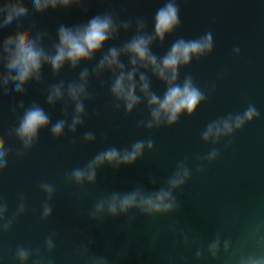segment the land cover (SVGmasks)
<instances>
[{
  "label": "water",
  "instance_id": "1",
  "mask_svg": "<svg viewBox=\"0 0 264 264\" xmlns=\"http://www.w3.org/2000/svg\"><path fill=\"white\" fill-rule=\"evenodd\" d=\"M170 0H77L68 7L37 12L27 0L21 16L0 26V264H247L264 261V0H175L179 25L161 42L154 36L157 11ZM110 17L115 28L101 49L75 66L65 62L53 72L42 62L37 76L19 93L5 82L8 51L4 41H32L48 56L55 54L61 28L75 31L95 17ZM24 26L20 27V22ZM210 35V52L193 57L177 70L176 84L190 79L203 96L194 113H182L169 125L151 123L152 109L142 93L163 97L168 85L150 66L136 63L124 49L137 36L151 39L150 53L161 60L178 40ZM110 49L121 67L100 69ZM121 70L134 71L138 103L131 112L112 94ZM82 73L86 79L81 81ZM83 83V111L72 129L76 102L70 85ZM59 87L61 98L48 103ZM38 107L48 117L30 147L16 135L26 111ZM252 107L257 115L239 129L207 142L210 125L234 120ZM63 121L62 134L51 129ZM151 124V126H149ZM91 140H86L87 136ZM142 142L131 164L104 163L95 180L76 183L75 170H86L99 154H123ZM149 142L151 148L148 147ZM214 153V156L210 154ZM187 178L171 190L167 213L131 208L115 216L107 211L112 196H145L169 190L177 172ZM46 188L50 189L46 191ZM104 203L103 211L97 205ZM47 207L50 212L44 215ZM215 248L213 252L212 249ZM23 250V262L18 253Z\"/></svg>",
  "mask_w": 264,
  "mask_h": 264
},
{
  "label": "clouds",
  "instance_id": "2",
  "mask_svg": "<svg viewBox=\"0 0 264 264\" xmlns=\"http://www.w3.org/2000/svg\"><path fill=\"white\" fill-rule=\"evenodd\" d=\"M30 7L37 12L49 7L56 8L68 7L77 2V0H27ZM7 13L3 20H0V26L11 22L15 17L21 16L24 8L20 3L6 5ZM0 8V11H3ZM179 25L178 9L175 0H170L162 8H160L154 21V36L161 42L164 37L171 33ZM20 27L24 26V22H20ZM115 32L114 25L110 17H95L89 23L78 28L75 31L61 28L58 33L59 44L56 47L55 54L48 56L42 49L36 46L32 41L27 43H16L14 50H9L8 45L15 43L11 36L4 41L5 50L8 51L6 67L9 69L5 76V82L10 83L13 87L10 89L13 94L19 93L24 84L33 76H37L41 63H50L53 72L58 71L61 66L68 62L75 66L81 60H88L94 53L98 52L106 43L108 38ZM150 38L137 36L131 40L125 47L124 51L132 58L133 69L136 63L150 66L153 73L168 87L163 97H158L149 93V86L144 77H140V86L142 93L148 98L149 107L152 109L151 123L159 124L162 120L167 124H174L182 113L191 116L198 105L203 100L200 91L195 88L190 79H186L183 86L176 84L177 70L180 66L187 65L193 57L203 55L211 51L212 39L210 35H206L199 40L184 41L178 40L175 42L168 53L159 61L149 51ZM119 55L116 49H110L107 56L103 58L99 67L103 69L119 68ZM86 73H82L81 81L86 79ZM136 84L134 82V71L129 72L127 76L121 70V74L116 78L112 86V94L119 100H123L126 110L131 112L134 106L137 105L138 98L135 95ZM68 95L76 102V116L73 119L72 129L74 130L79 123L80 114L83 111L82 105L79 103V98L84 95L83 83L80 85H70ZM61 98V89L54 88L49 96L48 103L52 104ZM257 115L254 108L249 107L243 116H237L234 120L228 119L223 122L210 125L203 134V139L207 142L210 138L215 139L221 135L230 134L233 128L239 129L246 121L250 122ZM48 117L42 109L33 107L25 112L23 119L20 121L19 127L16 130L17 137L21 140L24 146L30 147L36 139L40 129L48 126ZM151 126V124L149 125ZM64 128L63 121L58 122L52 127L53 136L62 134ZM89 135L86 140H91ZM143 143H136L130 152L123 154L115 149L107 150L91 161L86 170H75L72 174V179L76 183H81L87 180L92 183L95 180V170L104 163L108 164H131L141 154ZM148 147L151 148L149 142ZM212 153L210 156H214ZM5 152L0 150V169L4 167ZM187 178V172H177V174L169 181V190H160L154 195L145 196L139 192H133L123 197L112 196L107 202V211L115 216L117 212L124 213L131 208H139L142 212L152 213H167L173 208V200L171 198V190L181 185ZM50 192V189L46 188ZM105 204L97 205V211H103ZM50 209L45 207L44 215L47 216ZM3 210L0 209V215ZM212 251H215L213 247ZM19 259L23 262L27 259V254L21 250L18 253ZM247 264H264L262 260L250 259Z\"/></svg>",
  "mask_w": 264,
  "mask_h": 264
}]
</instances>
